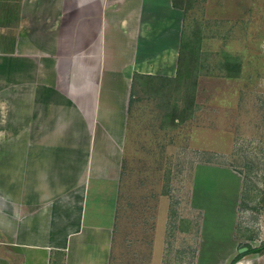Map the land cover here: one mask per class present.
<instances>
[{
  "label": "crops",
  "instance_id": "0c3cea01",
  "mask_svg": "<svg viewBox=\"0 0 264 264\" xmlns=\"http://www.w3.org/2000/svg\"><path fill=\"white\" fill-rule=\"evenodd\" d=\"M184 16L174 0H0V264H165V180L121 208L142 156L171 144L159 133L187 121L165 92Z\"/></svg>",
  "mask_w": 264,
  "mask_h": 264
},
{
  "label": "rangeland",
  "instance_id": "374dc122",
  "mask_svg": "<svg viewBox=\"0 0 264 264\" xmlns=\"http://www.w3.org/2000/svg\"><path fill=\"white\" fill-rule=\"evenodd\" d=\"M182 1L188 10L181 66H189L188 81L197 82L195 105L187 121L159 133L171 142L164 153L155 149L142 156L151 164L143 158L136 165L149 169L131 171L121 213L132 218L131 209H140L142 196L163 178L171 207L165 264H194L200 230L197 264H230L248 251L239 248L264 242V0ZM230 53L242 57L239 77L226 76L230 69L221 64ZM165 92L183 107L184 90L173 85ZM150 100L156 106L145 112L161 113L163 97ZM155 200L151 196L150 207ZM242 257L259 264L264 254Z\"/></svg>",
  "mask_w": 264,
  "mask_h": 264
},
{
  "label": "trees",
  "instance_id": "16d2710c",
  "mask_svg": "<svg viewBox=\"0 0 264 264\" xmlns=\"http://www.w3.org/2000/svg\"><path fill=\"white\" fill-rule=\"evenodd\" d=\"M179 0H174L175 4H177L178 6H180L181 8L184 9L185 13L187 12L188 8L186 7V5L184 4V2L182 1L181 3L178 2ZM190 7V6H188ZM185 37V35H184ZM185 53V40L183 39L182 42V49H181V55H180V73L178 75V79L177 81L179 82V89L184 90V94L182 95V98L184 99V105L183 107H178L177 103L175 102V104L171 105V114L172 115H178L180 114L181 118L183 119L184 115H189L192 113V110L194 108L195 105V98H196V90H197V82L196 81H192L189 82L188 79L191 75V69H189V66L186 70V68L182 69V61H183V54ZM192 56V54L190 55V57ZM194 63L196 61L195 58V53H194ZM193 63V64H194ZM221 64H224L223 66H225L228 70L230 69V72L226 73V76H230L232 77H239L242 74L243 71V61H242V57L239 55H233L230 53V55H226L224 61L221 62ZM183 65V64H182ZM178 86L176 85L175 89ZM263 201H264V197H263ZM250 252H256V253H260L263 254L264 253V242H262L259 246L253 247L251 245H249L248 251L246 253H250ZM244 253V254H246ZM244 254H238L237 256H235L230 264H235L237 260H239Z\"/></svg>",
  "mask_w": 264,
  "mask_h": 264
},
{
  "label": "water",
  "instance_id": "95a60500",
  "mask_svg": "<svg viewBox=\"0 0 264 264\" xmlns=\"http://www.w3.org/2000/svg\"><path fill=\"white\" fill-rule=\"evenodd\" d=\"M246 250H248V247L247 246H244V247L239 248V252H244Z\"/></svg>",
  "mask_w": 264,
  "mask_h": 264
}]
</instances>
